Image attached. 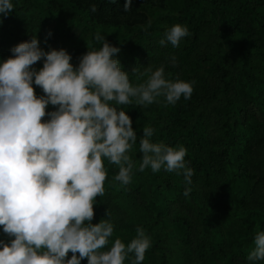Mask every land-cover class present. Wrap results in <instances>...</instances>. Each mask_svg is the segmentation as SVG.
Masks as SVG:
<instances>
[{"label": "clouds", "instance_id": "clouds-1", "mask_svg": "<svg viewBox=\"0 0 264 264\" xmlns=\"http://www.w3.org/2000/svg\"><path fill=\"white\" fill-rule=\"evenodd\" d=\"M131 4L125 0V11ZM13 11L12 0H0L2 16ZM189 35L186 26L175 24L159 44L178 47ZM95 40L102 46L88 48L77 65L64 48L40 47L35 34L0 61V226L9 238L0 239V264H80L85 258L88 264H125L130 255V264H142L151 246L142 227L127 246L119 238L111 242L114 225L107 219L93 224V205L105 194V160L118 166L115 181H132L129 153L137 133L123 106H147L160 97L165 106L175 105L191 98L195 81L166 78L163 66L135 67L142 82L133 85L116 58L120 48L99 32ZM49 105L54 110L47 111ZM153 134L143 127L139 171L163 167L191 185L186 148L153 142ZM190 192L186 187L183 194ZM247 259L264 261V231H256Z\"/></svg>", "mask_w": 264, "mask_h": 264}, {"label": "rangeland", "instance_id": "rangeland-1", "mask_svg": "<svg viewBox=\"0 0 264 264\" xmlns=\"http://www.w3.org/2000/svg\"><path fill=\"white\" fill-rule=\"evenodd\" d=\"M48 1L12 0L13 5L16 2H26L28 6L23 10L16 11L14 18L0 22V36L5 45V58L11 55L10 49L13 46L31 39L33 34L37 36L40 47L47 50L45 47V41L48 37L47 20L52 18L57 23L54 32H56L60 48L66 49L71 54L72 63L78 64L79 58L88 51V48L102 46V43H97L95 40V35L99 32L108 42L120 48L116 58L119 59L120 64H125L124 71L129 73L130 83L133 85L142 82V79H138V74L133 73L135 67L140 71L145 68H151L154 71L163 66L166 78L181 79L171 74L160 60L157 63L150 60L151 54L156 50L159 40L164 38L165 32L173 25L181 24L188 28L190 35L182 39L179 46L175 48H184L193 42L196 43V50L193 52L191 59V73L193 76L191 81H195L192 96L200 99L206 92L207 87L213 84L208 70L213 64L215 52L224 43L225 36L218 21L212 15L211 7L205 0H155L153 3L143 4L141 8L148 15V21L145 24L116 27L101 26L100 30L104 31L105 34L87 28L81 17L66 1L52 0L49 7L44 8L43 2L48 3ZM231 1L228 9L233 11L237 0ZM195 12H203L199 31H197L199 35L194 31L195 24L190 25L188 21H181L176 18L177 15L189 16ZM243 18V26L248 31H256L260 28V17L251 10L247 11ZM140 30L142 35L136 43L135 51H133L129 39L132 34ZM171 46V43L164 46L160 45L159 51L165 56L166 60L171 58L169 52ZM140 57L146 59L141 62ZM226 57L225 61L230 71L233 86L231 98L235 105L245 112L250 107L251 98H246L239 92L238 81L241 77L242 63L238 46ZM144 78L146 79V77ZM243 82L247 85L251 97L264 104V87L253 85L246 78H243ZM158 99L160 100L159 103L154 102L147 106L140 105L146 113V117H140L137 114L135 101L132 105L123 106L132 119V126L137 133V142L129 153L131 159L135 162L132 181L128 185H123L124 190H119L114 184L110 183L112 177L118 171V166L109 164L105 160L107 170V178L104 182L105 194L96 198L93 205L94 218L92 223H99L101 219L110 220L114 225L112 235L114 238L136 233L137 227H142L146 232V226L153 222L154 213L148 201L145 203L140 201L138 191L149 181L165 182L162 170L155 173L151 168H146L143 172L134 171L142 156L139 151V139L143 135V127H152L154 129L152 141L161 142L166 128L172 126L177 133L184 137V142L180 146L186 148L188 153L203 159H207L210 152L217 146H225L228 142L227 132L229 129L226 122L230 107L224 93H221L216 101L207 104L195 99L185 100L181 97L175 105L165 106L163 97ZM179 106L182 107L183 114L186 117L185 122L179 125H171L168 120L159 117L160 113L169 115ZM52 110H54L53 106L49 105L47 111ZM196 131L200 134L199 142L194 141ZM250 131L248 124L243 122L235 133L236 148L233 153L235 164L238 167L243 164L241 156L243 148L251 135ZM247 165L253 170L264 174V147H258L248 157ZM174 174L176 181L169 188L163 187L155 193L156 200L169 201L173 210L166 216V226L160 224L155 229L163 236L164 246L169 257L168 264H184L182 257L184 231L188 226H191L198 234V231L203 229L206 218L193 206L189 197L183 194L186 188L183 175H177L175 172ZM204 176L203 172L197 173L192 177V184L188 185L191 186L195 194L199 208L201 207L203 210L208 203L202 194ZM214 176L216 189L226 191L229 204V210L221 218L217 221L212 220L209 223L218 227L222 236L221 240L223 244H226V246H223V253L221 252L222 247L218 246L214 255L226 256L221 258L230 259L236 264H253V262L248 261L247 256L254 248L256 231H264V182L256 187L250 184L247 187L245 174L233 175L227 167L219 169ZM106 212L108 215H106ZM0 235L5 237L2 230H0ZM114 238H110L113 243ZM150 241L151 246L145 253L146 260H150L155 254L151 237ZM122 242L127 246L126 241L122 240ZM133 258L130 255L125 264H130ZM207 261L208 257L205 262ZM254 264H264V261H256Z\"/></svg>", "mask_w": 264, "mask_h": 264}, {"label": "trees", "instance_id": "trees-1", "mask_svg": "<svg viewBox=\"0 0 264 264\" xmlns=\"http://www.w3.org/2000/svg\"><path fill=\"white\" fill-rule=\"evenodd\" d=\"M48 3L43 2V7H49ZM73 10L81 17L85 26L94 31H100L101 26H137L145 24L148 21V15L142 10V5L146 3H153L155 0H132L131 8L129 11H125V0H64ZM211 7L212 15L218 21L219 26L225 36L224 43L217 49L214 54L213 64L209 68L213 84L206 86V92L199 99L191 96L190 99H195L203 104L211 103L219 98L221 93H224L228 99L230 107L226 126L229 129L227 132L228 142L225 146H217L210 152L207 159H203L197 155H192L187 152L185 156L186 166L193 169L194 177L199 172L204 173V199L208 202L204 207V210L200 207L195 198V194L191 189L188 197L196 207L198 212L206 218L203 224V229L198 231L194 230L191 226H188L184 231V238L182 241L184 264H236L230 259H225L214 255L218 246L222 247L220 231L217 226L209 224L212 220L217 221L222 215L229 210V204L227 200V193L223 189H216L215 186V172L223 167H227L233 175L244 173L246 176V186L249 184L256 187L260 183L264 182V174L255 171L247 165L248 157L258 148L264 147V104L258 102V100L251 97L247 85L243 82V78H246L250 83L256 86L264 87V0H237V4L233 11L228 9V6L232 2L231 0H205ZM28 6L26 2L14 3V11L7 16L0 18L2 21H7L15 17L16 11L23 10ZM207 9V8H206ZM251 10L261 20V26L256 31H248L243 26V16L247 11ZM203 16V12L193 13L191 15H177L176 18L181 21H188L190 25L195 24V30L199 31L200 21ZM48 32L51 31L52 35L48 36L45 41V47L47 50L50 48H60L56 32L54 27L56 21L52 18L47 20ZM47 33V32H46ZM142 31H137L129 39V43L132 45V50L135 51L136 43L141 38ZM197 35L198 32H197ZM153 45H155L152 42ZM156 50L151 54L150 60L157 63L160 60L165 64L168 71L185 81L193 80L191 73V59L192 54L196 50V43L193 42L184 48H175L171 46L169 52L171 58L166 60L165 56L160 53V45H156ZM236 46L239 48V57L241 60V77L238 81L239 92L244 97L251 98L250 107L243 112L239 107L235 105L231 98L233 86L230 79V71L227 67L225 59ZM133 53V52H132ZM5 45L0 36V61L5 58ZM141 62L144 61L143 57H140ZM149 60V59H148ZM151 63V62H150ZM43 62L40 61L35 65L37 69L42 67ZM73 65H77L73 63ZM121 67L124 70L125 64L121 63ZM139 67V66H138ZM35 87V86H34ZM37 95H42L40 88H35ZM48 109V108H47ZM137 114L140 117H146V113L140 105L136 106ZM159 117L168 120L172 124H180L186 121V117L183 114L182 107L177 109L169 115L159 114ZM245 122L250 127V137L247 144L243 148L241 159L243 164L236 166L234 159L235 133L241 123ZM200 134L196 131L194 135V141L199 142ZM161 142L170 146H177L184 142V137L177 133L175 128L169 126L165 130V134ZM245 161V164H244ZM165 182L149 181L143 188L138 191V198L142 202L148 201L154 213L153 222L146 226V235L150 236L153 242L155 254L150 260L144 259L142 264H168L169 257L164 246L163 236L155 228L160 224L166 226V216L173 210L169 201H158L155 199V193L163 187L169 188L171 184L176 181L174 172H167L162 167ZM139 172V165L134 169ZM118 173V171H117ZM116 173V174H117ZM111 184H114L119 190H124L123 185L114 180L112 177ZM185 184V182H184ZM185 187H190L185 184ZM208 218V219H207ZM2 230V226H0ZM3 232V231H2ZM214 232V233H213ZM136 233H131L125 236L111 237L119 238L121 241H126L127 244L135 238ZM0 239L7 241V236L0 235ZM72 253L69 252L68 258H71ZM78 255V253H77ZM208 261L205 262L207 260ZM80 264H88L87 258L80 261Z\"/></svg>", "mask_w": 264, "mask_h": 264}]
</instances>
